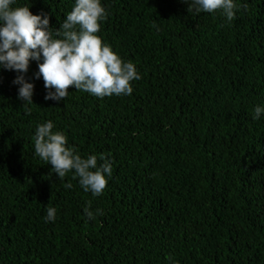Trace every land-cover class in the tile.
Segmentation results:
<instances>
[{"label": "trees", "instance_id": "16d2710c", "mask_svg": "<svg viewBox=\"0 0 264 264\" xmlns=\"http://www.w3.org/2000/svg\"><path fill=\"white\" fill-rule=\"evenodd\" d=\"M234 2L228 21L189 13L184 0H101L96 35L142 77L131 95L71 86L65 100H45L41 56L26 104L18 73L0 70V264H264V113L253 118L264 108V0ZM75 3L12 7L58 30ZM49 120L82 158L113 162L101 196L35 154ZM89 203L102 213L92 220ZM49 206L57 218L46 222Z\"/></svg>", "mask_w": 264, "mask_h": 264}, {"label": "clouds", "instance_id": "9594fccd", "mask_svg": "<svg viewBox=\"0 0 264 264\" xmlns=\"http://www.w3.org/2000/svg\"><path fill=\"white\" fill-rule=\"evenodd\" d=\"M189 4V13H214L221 10L228 21L235 18L241 5L234 0H184ZM15 0H0V70L16 71L13 84L19 85L18 99L33 103L35 84L26 78L30 61H39V71L48 90L45 100H65L69 88L75 86L94 96L104 98L112 95H131L133 81L142 79L132 62H125L96 35L101 30V21L108 13L101 0H76L71 12L66 15L61 28L50 27L47 14H33L27 6L12 7ZM246 7V6H243ZM52 89H55L53 91ZM264 108H255L254 119H259ZM54 123L49 120L37 126L34 137L35 154L52 166L61 180L74 170L85 192L101 196L113 172V162L105 155H88L86 158L68 146V138L60 131L53 132ZM103 161L102 163H98ZM71 188L72 184H66ZM89 206L84 209L89 220L96 214ZM57 210L47 208L46 222L55 221Z\"/></svg>", "mask_w": 264, "mask_h": 264}]
</instances>
